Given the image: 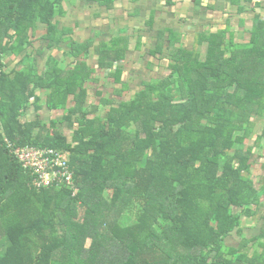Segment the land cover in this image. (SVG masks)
Here are the masks:
<instances>
[{
  "label": "trees",
  "instance_id": "obj_1",
  "mask_svg": "<svg viewBox=\"0 0 264 264\" xmlns=\"http://www.w3.org/2000/svg\"><path fill=\"white\" fill-rule=\"evenodd\" d=\"M37 4L0 0V14L11 15L0 17L1 52L11 31L18 46L26 42L36 20L25 15ZM200 40L204 59L198 50H169V74L129 102L103 101L104 116L86 108L91 68L60 70L57 84L66 88L50 106L66 107L71 142L55 125L22 126L32 92L0 101V264H264L262 193L248 177L247 145L264 116V23L250 50L219 35ZM123 56L109 49L100 67ZM6 139L68 153L74 190L35 189ZM244 218L262 221L258 236L247 239ZM236 231L242 241L229 247Z\"/></svg>",
  "mask_w": 264,
  "mask_h": 264
},
{
  "label": "crops",
  "instance_id": "obj_2",
  "mask_svg": "<svg viewBox=\"0 0 264 264\" xmlns=\"http://www.w3.org/2000/svg\"><path fill=\"white\" fill-rule=\"evenodd\" d=\"M36 6L37 10L28 9L25 15L36 20L26 42L18 46V36L11 31V39L4 44L3 68L8 78L0 82V101L5 98L13 104L14 97L32 92L21 109L22 126L55 125L68 142L72 131L64 120L67 109L50 106L52 94L66 88L57 84L60 70L69 73L79 62L91 68L85 84L86 108L99 107L98 115L104 116L110 106L103 101L129 102L145 84L169 74L173 63L169 50H198L204 59L208 51V44L200 40L204 33L250 50L255 27L264 23V0H38ZM10 16L0 14L6 19ZM109 49L124 56L112 67L102 68L101 54ZM72 101L69 96L67 108ZM0 132H4L2 124ZM247 145L253 148L248 177L262 193L264 213V116L258 119ZM261 226L259 218H244L241 228L252 239L260 234ZM256 229L259 232L252 236ZM241 241L236 231L226 243L238 247Z\"/></svg>",
  "mask_w": 264,
  "mask_h": 264
},
{
  "label": "built area",
  "instance_id": "obj_3",
  "mask_svg": "<svg viewBox=\"0 0 264 264\" xmlns=\"http://www.w3.org/2000/svg\"><path fill=\"white\" fill-rule=\"evenodd\" d=\"M3 59L4 55L0 50V76L4 71ZM6 144L23 169L32 176V186L35 189H58L67 186L74 190L68 153L35 146L19 147L8 139Z\"/></svg>",
  "mask_w": 264,
  "mask_h": 264
},
{
  "label": "rangeland",
  "instance_id": "obj_4",
  "mask_svg": "<svg viewBox=\"0 0 264 264\" xmlns=\"http://www.w3.org/2000/svg\"><path fill=\"white\" fill-rule=\"evenodd\" d=\"M107 196H109V195H107ZM110 198H111V196H110ZM258 232H259L258 229H256V231H255L254 233H252L251 235L254 236V235H256ZM89 245H90V242L88 241L87 246H89ZM258 250H259V247H258Z\"/></svg>",
  "mask_w": 264,
  "mask_h": 264
}]
</instances>
